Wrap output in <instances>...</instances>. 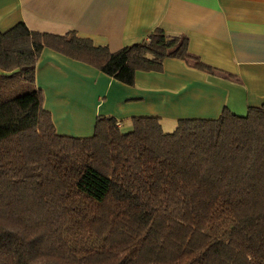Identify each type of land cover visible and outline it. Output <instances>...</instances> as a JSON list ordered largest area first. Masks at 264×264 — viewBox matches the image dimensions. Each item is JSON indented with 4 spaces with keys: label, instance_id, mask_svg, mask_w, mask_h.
I'll use <instances>...</instances> for the list:
<instances>
[{
    "label": "trees",
    "instance_id": "obj_1",
    "mask_svg": "<svg viewBox=\"0 0 264 264\" xmlns=\"http://www.w3.org/2000/svg\"><path fill=\"white\" fill-rule=\"evenodd\" d=\"M154 29L111 52L75 31L0 32V264H264V103L244 115L97 116L93 134H59L35 68L43 48L134 85L165 58L231 77Z\"/></svg>",
    "mask_w": 264,
    "mask_h": 264
},
{
    "label": "crops",
    "instance_id": "obj_2",
    "mask_svg": "<svg viewBox=\"0 0 264 264\" xmlns=\"http://www.w3.org/2000/svg\"><path fill=\"white\" fill-rule=\"evenodd\" d=\"M18 22L57 35L75 31L111 52L161 28L185 35L190 53L231 74L168 57L160 71H136L128 86L45 47L35 84L59 134L90 136L97 116L116 118L123 132L132 117L154 116L171 132L179 119L216 118L223 108L244 114L264 103V0H0V32Z\"/></svg>",
    "mask_w": 264,
    "mask_h": 264
},
{
    "label": "rangeland",
    "instance_id": "obj_3",
    "mask_svg": "<svg viewBox=\"0 0 264 264\" xmlns=\"http://www.w3.org/2000/svg\"><path fill=\"white\" fill-rule=\"evenodd\" d=\"M236 114V113H235ZM245 114V113H244ZM244 114H238V115H244ZM162 128H163V131L165 132L166 131V127L162 125V123H160Z\"/></svg>",
    "mask_w": 264,
    "mask_h": 264
},
{
    "label": "built area",
    "instance_id": "obj_4",
    "mask_svg": "<svg viewBox=\"0 0 264 264\" xmlns=\"http://www.w3.org/2000/svg\"><path fill=\"white\" fill-rule=\"evenodd\" d=\"M117 124H118V122H117Z\"/></svg>",
    "mask_w": 264,
    "mask_h": 264
}]
</instances>
